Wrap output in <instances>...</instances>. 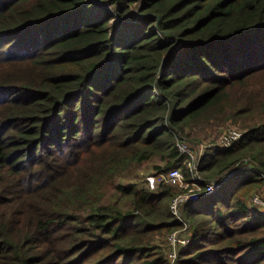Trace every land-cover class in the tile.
<instances>
[{
	"label": "trees",
	"instance_id": "obj_1",
	"mask_svg": "<svg viewBox=\"0 0 264 264\" xmlns=\"http://www.w3.org/2000/svg\"><path fill=\"white\" fill-rule=\"evenodd\" d=\"M213 120L203 178L252 165L183 202L177 264H264V0H0V264H168L177 187L116 180Z\"/></svg>",
	"mask_w": 264,
	"mask_h": 264
},
{
	"label": "rangeland",
	"instance_id": "obj_2",
	"mask_svg": "<svg viewBox=\"0 0 264 264\" xmlns=\"http://www.w3.org/2000/svg\"><path fill=\"white\" fill-rule=\"evenodd\" d=\"M136 10H137L136 8L132 9V13L134 15L136 13ZM168 41H172V40L168 39ZM214 121L215 120H213L210 124L204 125V128H201V127L200 128H198V127L187 128L186 127L184 129V131L180 133L179 140L185 141V143L190 148V151H191L193 156H192V158H186L185 157L183 162H182V166H180V167L178 166V168L180 169V171L182 173L184 182L182 185H173V186L177 187V189H178L179 193L177 195L184 194L186 192L185 187L187 186V184L189 187L190 183L192 181H194L193 178H195V177L193 176V172H196V174L199 177L201 189L204 188V184L210 182V180L208 181V180L204 179L202 176V173L199 172V165L201 164V160L207 152L212 153L215 150H224L220 146V137L222 136V134L227 129H230L231 127H235L230 122V120H224V124H222V125L217 124ZM238 164L240 165V167L242 166L243 169H241V170L245 169L244 171H246L248 166L252 165V164H250L249 161H246V160L239 162ZM155 165L162 167V166H164V163L160 162L158 159H153V160H151L149 162H145L141 165L130 167L127 170H124L123 173L121 174V176L116 181L120 184H123V185L134 184L137 187L148 186L149 188H154L159 183H164V182H158L157 175L159 173L155 171V169H154ZM192 165H195L196 169H192ZM185 172H186V174H185ZM241 172H243V171H241ZM241 172H239V173H241ZM160 173H162V172H160ZM253 192H260L264 195V186L262 185L256 189H253L252 191H250L245 196V201H246L247 205L254 211V213L257 215H264V208L251 205V203L249 201L250 195ZM182 204L183 203H181L179 206V218L180 219H177L174 215H173V217L175 218V220L181 222L182 225H181L180 229H182L183 236L190 238L189 223H188V221L184 220L183 216H182V213H183ZM176 229H179V227H177ZM168 234L166 235V237L163 239V242H162V247H163L165 259H166V255L170 251L175 250L176 252H179L182 248L185 247V246L184 247L178 246L175 249H173L171 246H169V244L167 243ZM174 264H176V263H174Z\"/></svg>",
	"mask_w": 264,
	"mask_h": 264
},
{
	"label": "built area",
	"instance_id": "obj_3",
	"mask_svg": "<svg viewBox=\"0 0 264 264\" xmlns=\"http://www.w3.org/2000/svg\"><path fill=\"white\" fill-rule=\"evenodd\" d=\"M242 135H243V131L238 129L237 127H231L230 129H227L220 137L221 148L229 149L236 143V141L240 139ZM176 146L179 152L185 155L186 158H192L193 155L190 151V148L185 143V141L177 140ZM192 169H196L195 165H192ZM241 169H243L242 166L240 167V165L236 163L232 168H230L226 172L213 178V180L211 179L209 183L204 184L203 189H201L200 187L198 175L196 174V172H193V176L195 177L193 178L194 181L190 183L189 187L187 184V186L185 187L186 192L184 194H179L175 196L170 201L169 209H170L171 214L174 215L177 219H180L179 218V206L181 203H183L184 201L194 202L204 195H211L217 189H219L220 186L224 182H226L228 179H230L232 176L245 170V169L244 170H241ZM157 178H158V182H164V183H168L172 185H182L184 182L182 173L180 169L178 168H173L168 171L159 173L157 175ZM249 201L251 205L264 208V195L260 192L251 193ZM180 228L172 230L171 232H169L167 236V243L173 249H175L178 246L184 247L190 241L189 237L183 236L182 229ZM178 256H179L178 252H176L175 250L170 251L166 255V260L168 264H174V263L177 264V260L179 258Z\"/></svg>",
	"mask_w": 264,
	"mask_h": 264
}]
</instances>
